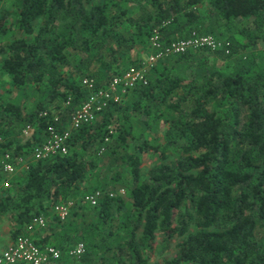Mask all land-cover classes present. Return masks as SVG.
Here are the masks:
<instances>
[{"label":"trees","instance_id":"obj_1","mask_svg":"<svg viewBox=\"0 0 264 264\" xmlns=\"http://www.w3.org/2000/svg\"><path fill=\"white\" fill-rule=\"evenodd\" d=\"M6 1L0 0V7ZM14 2L18 11L12 28L29 38L0 41V71L10 76L15 90H45L48 103L26 119L20 104H0V155L11 151L15 157H32L50 127L67 129L72 113L89 96L82 79H94L97 88L107 86L130 68L135 47L156 28L167 44L194 31L221 39L232 25L252 21L264 38V0ZM37 20L42 22L38 27ZM6 21L0 17V38L6 36ZM226 37L232 54L213 53L221 58L237 50L234 34ZM195 54L177 56L187 62ZM203 67L206 82L199 87H189L177 75H152L147 86L129 90L94 123L75 130L67 155L29 162L26 176L12 182L15 197L0 201L1 214L16 213L13 240L34 216L45 217L51 202L77 198L84 184L87 194L107 188L99 167L110 158L116 173L109 190L125 188L131 209L125 211L121 195L95 207L82 200L66 221L53 215L54 231H66L65 241L54 240V246L62 250L85 243L81 264H149L157 236L164 234L168 240L181 239L176 257L164 264H264V63L242 65L232 73ZM211 104L216 108L209 110ZM42 111H56L59 121L41 118ZM170 112L176 113L171 121ZM163 117L171 125L168 135L187 141L174 143L179 152L175 165L162 164L145 180L141 152L150 143L144 133ZM28 126L34 128L31 139H14ZM46 238L36 242L47 245L51 237Z\"/></svg>","mask_w":264,"mask_h":264},{"label":"rangeland","instance_id":"obj_2","mask_svg":"<svg viewBox=\"0 0 264 264\" xmlns=\"http://www.w3.org/2000/svg\"><path fill=\"white\" fill-rule=\"evenodd\" d=\"M13 3H15L14 0H7L0 7V17H6L7 19L5 24L7 31L5 32L6 36L5 38H0V41L2 43L13 41L18 38H29L28 36L20 33L19 30L12 28L13 23L15 21V16L18 11V9ZM41 23V20H37V27L40 26ZM240 29H244V33H242ZM230 33L234 34L235 36V48L237 49L235 55L231 56V58H221L220 56H218L219 54L215 55L213 53H208L205 52L206 50L194 51L196 52V54L193 57H190L187 62L179 61L177 55H171L161 59L153 68L148 71V79L156 73L159 74L165 72L169 73V75L173 74L181 78H185V81L189 87H199L206 82L207 67L205 69L203 65H207L208 67L214 66L221 73H232L237 71L238 68L242 65L264 63V38L262 34H259L255 27V24H253L252 21L244 24L242 23L236 24L234 26L232 25L231 28H228V30L225 32V36H222L221 39H228V37L226 36H230ZM149 39L150 38L149 36L147 37V35L142 37V42H139L138 46L135 47L134 51L132 52L133 62L130 63V68L141 65V63L145 62L149 55L153 52L149 45ZM166 59L168 61L161 63ZM164 65H167L165 69L163 68ZM10 82V76L0 71V104H8L10 102L15 105L20 104L25 119L30 115V113H32L38 108L39 104L46 105L48 103L47 94L45 90L43 91L33 87L15 90L14 87L10 84ZM128 92L129 91L121 95V101L123 100V98L126 97ZM216 106V104H211L208 105L207 108L209 110H213L216 108ZM54 113L58 114L56 111H54ZM169 114L170 115L168 119L170 121L171 119L176 117V113L170 112ZM165 119L166 118L163 117L157 122H152V129L147 130L144 133V140L149 141L150 143L149 145L145 146L141 152L142 177L145 180L148 178L149 172L152 169L158 168L162 164L175 165L179 158V152L174 143L177 142L178 145H181L187 141L186 136L180 138L174 134L168 135V131L171 129V125L170 122L165 121ZM67 128H69V125L67 126ZM32 129V133L31 135H29V137L23 136L22 132V134L16 136L14 139L20 141L21 143H25L26 141L31 139L34 133V128ZM21 156L26 158L28 164L29 162L33 161V158L26 155V153H23ZM114 164L115 162L110 158H104V161L100 163L99 171H101V177H105L107 179V188H105L104 190H99H102L104 192H114L116 194H119L121 191H124L125 194L122 197L126 201L125 211L130 210L132 207V199L129 197L128 191L125 188L119 186L116 190H109V185H111V181L109 180L116 173ZM27 171L28 168L24 167V169L20 172L19 175L13 176L9 179L11 183V188L10 190L4 192V197H15L17 190L16 188H14L12 182L17 181L19 179H23L26 176ZM127 177L128 174L122 176L119 180V183L125 181ZM5 179L6 176L0 170V184ZM86 186L87 184L83 185L80 194L77 198L73 199V197L71 196L68 199H65L73 201L75 203L72 209L73 213L77 211V208L84 202H82V200L87 194V192L83 193L85 192ZM49 205H53V203L51 202ZM46 212L47 213H45L44 215L48 220V226L46 229L36 232L34 236L35 239L38 241L47 239L46 237L49 236L51 238L49 239L47 244L57 246V243L55 244L53 241H65V239L63 238L65 237L66 231L62 227L56 229L57 232L56 230L54 231V227H56L57 221L53 219L51 207H48L46 209ZM0 215H3L5 217L3 225L6 228L8 227L7 232L5 231L6 233L1 234L0 237L3 239V235L4 237L10 236V238H12L13 240V233H15L17 229V224L15 222L17 216L15 211L7 210L5 213H2ZM124 217L125 215L122 212L119 218L123 219ZM78 226L80 228H83L85 226L84 220L80 221ZM27 232L28 231L26 228L22 229V233L25 234ZM139 238H141V236ZM180 242V238L174 237L173 239L168 240L164 236V234H158L155 244L153 246L154 255L149 264H164L165 261L173 260L178 253V245ZM68 249L69 246L66 249H62L63 260L61 264H70L71 262L68 256ZM104 249L105 248L102 247L101 251L103 252Z\"/></svg>","mask_w":264,"mask_h":264},{"label":"built area","instance_id":"obj_3","mask_svg":"<svg viewBox=\"0 0 264 264\" xmlns=\"http://www.w3.org/2000/svg\"><path fill=\"white\" fill-rule=\"evenodd\" d=\"M168 23V22H167ZM164 22L163 26L168 24ZM149 45L152 53L145 62L139 66L129 68L125 73L117 75L104 88H97L94 79H82V85L85 87L89 96L80 108L75 110L69 118V128L60 132L54 127H50L46 140L34 148L33 161L47 160L58 155L64 156L69 152V144L72 133L79 130L87 124L94 123L99 114L103 113L111 103H119L121 95L127 91L134 89L139 85L147 86L149 84L148 71L153 68L161 59L171 55H185L190 51H210L212 53H220L224 56L232 54V44L228 40L218 39L213 35H204L196 31L186 39L173 40L165 44L160 32V28L152 31L149 39ZM71 98L66 102L69 105ZM41 118L53 117L55 122L59 121L57 114H51L49 111H42L39 115ZM32 133V127L28 126L23 130V136L29 137ZM3 138L0 137V144ZM104 153V148L100 154ZM2 173L6 179L0 184V194L11 188L9 179L17 176L24 167L29 165L22 156L15 157L13 152L8 151L3 154L0 162ZM124 191L119 194L114 192H104L96 190L84 196L83 201L95 207L105 199L123 196ZM75 203L70 200H59L52 205V213L60 221H66L70 216ZM48 220L44 216H34L27 224V233L19 235L7 248L0 250V264H58L63 257L61 249L54 245H39L33 238L38 231L46 229ZM86 253V245L83 242L77 243L68 249V256L71 260L70 264H81V259Z\"/></svg>","mask_w":264,"mask_h":264},{"label":"crops","instance_id":"obj_4","mask_svg":"<svg viewBox=\"0 0 264 264\" xmlns=\"http://www.w3.org/2000/svg\"><path fill=\"white\" fill-rule=\"evenodd\" d=\"M1 145V144H0ZM2 156H3V154H1L0 155V162H1V160H2ZM32 158H33V156H32ZM24 159H26V158H24ZM27 162V161H26ZM0 170H1V167H0ZM2 172V171H1ZM20 174V172L18 173V175ZM3 196H5L4 195V193H2V194H0V201L2 200V198H3ZM1 214V213H0ZM4 216L3 215H0V236H1V234H4V233H6L7 232V230H8V227L6 228L3 224H4ZM6 231V232H5ZM33 238H34V240L35 241H37L36 239H35V236H33ZM14 240H12V238H10V236L9 237H4V235H3V239L0 237V245H1V247H0V250H3V249H5V248H7L12 242H13Z\"/></svg>","mask_w":264,"mask_h":264}]
</instances>
